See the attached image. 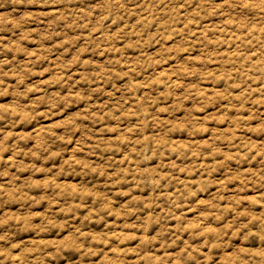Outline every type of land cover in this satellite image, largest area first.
<instances>
[{"label":"clouds","instance_id":"1","mask_svg":"<svg viewBox=\"0 0 264 264\" xmlns=\"http://www.w3.org/2000/svg\"><path fill=\"white\" fill-rule=\"evenodd\" d=\"M180 2L0 0V9H31L19 15L16 11L0 15V57H4L0 59V97L12 95L17 109L0 105V122L10 127L17 123L35 126L43 116L76 112L55 126L62 129V134H57L54 128L41 145L27 152L19 144L21 141L27 144L30 136L15 137L14 145L7 142L10 136L0 139V165L12 163L4 161L6 151H12L15 156L41 159L46 164L55 165L60 161L59 167L39 169L35 164L17 161L20 172L29 171L34 175L38 170L52 179L26 181L19 188L15 181L0 185V264H59L66 251L77 253L79 264H87L102 255L101 246L111 237L85 233L83 224L75 227L72 218L89 200L97 217L111 212L110 206L103 207L112 204L110 195L128 198L120 213L124 219L143 214L145 210L151 213L138 224L127 225L140 231V236L115 237L120 244L138 241L134 248L125 247L117 261L127 264L125 258L131 252L135 257L132 264H168L169 261L174 264H264V139H252V136L264 137V113L258 107L264 105V98L253 97V92L264 97V88L254 89L249 84V80L264 84V0H220L219 4L215 0H183L186 9L196 5L191 21L221 16L222 23L211 38L207 34L211 27L201 33L199 67L185 60L170 73L160 74L157 69L163 67L165 59L179 57L195 47L185 38L191 34L187 25L177 27L189 19L185 16L182 20L179 8L172 7ZM149 3L156 8L166 4L168 10L157 14L147 7ZM136 14L141 18L130 23ZM217 31L225 38L217 37ZM173 37H181L178 46H162ZM45 41L52 47H44ZM27 45L39 47L30 52ZM158 45L160 51L149 55V50ZM223 45H227L228 54L220 52ZM209 46L216 50L215 57L210 55ZM53 52L72 59L53 61L57 73L54 79L42 80L35 88L26 87L31 77L42 78L45 72L53 71L43 68ZM129 52L133 55L129 56ZM21 53L28 57L26 62L17 59ZM9 54L11 59L7 58ZM157 56L161 58L158 60ZM213 60L221 67L209 71L208 65ZM146 73L151 75L145 78ZM9 75L16 77L14 86L5 84ZM172 75L177 81L194 79L223 84V91L208 96L199 87L174 83ZM52 87L59 90L51 91ZM234 89H239V94H234ZM32 92L40 93L39 98L28 103ZM186 98L205 110L226 100L229 107L223 111L227 113L231 109L236 115L217 114L203 119L193 117L192 112L197 110L193 109L184 119H179ZM161 103L168 106L159 108ZM38 106L47 111L41 112ZM82 106V110L76 111ZM245 111L249 112L248 116L242 114ZM161 113L168 114V120H161ZM210 121L215 125L228 122V130L214 132L209 142L201 143L197 138L212 132L207 127ZM105 136L116 138L103 139ZM174 136H187L188 143L173 144ZM125 151L128 156L117 159ZM209 159L212 163L196 162ZM157 160L160 163L151 167ZM253 164L258 167L253 169ZM77 169L86 179L101 177L104 182L93 180L91 191H83L82 187L74 191L57 182L66 174L75 175ZM182 172L187 177L184 181L179 178ZM197 173L199 179H192ZM214 173L225 176L222 184L211 179ZM4 175L0 171V176ZM235 181H239L235 195L223 196L224 190ZM217 184L215 197L201 199V195H207ZM34 189L42 190L45 195H28ZM136 191L141 195L133 196ZM248 191L255 194L241 195ZM145 192L151 195L145 197ZM59 201H63L59 205L63 223L56 212L37 215L32 211ZM193 203H196L195 209H192ZM9 206H18L19 211H5ZM185 209L198 213L194 222L188 221ZM91 218L90 212L87 219ZM172 220L176 221L175 227L170 226ZM154 229L158 230L149 235ZM65 232L67 236L63 235ZM32 233L37 237L60 233L61 238L54 242L39 238L21 242ZM184 233L195 247L184 244L175 256L167 255L169 248L183 244ZM157 246L163 253L159 257L155 255Z\"/></svg>","mask_w":264,"mask_h":264},{"label":"rangeland","instance_id":"2","mask_svg":"<svg viewBox=\"0 0 264 264\" xmlns=\"http://www.w3.org/2000/svg\"><path fill=\"white\" fill-rule=\"evenodd\" d=\"M141 3H143V0H141ZM216 4L220 3V0H215ZM134 7H138L135 6ZM148 8H153L154 11L157 14L164 13L168 10V7L166 4H160L158 8H156L154 5L149 3L147 5ZM173 8H179L181 19L185 16L189 17L188 20H185L184 23L178 24L177 27L184 28L185 24L187 25V29L191 30V34H186L185 38L188 40V42L191 45H194L195 47L192 48L190 52H183L180 54L179 57H176L173 55L172 59H165V63L162 68L157 69V71L160 74L164 73H170V70L174 69L177 64H182L185 60H191L194 62L196 67L200 66V61L202 59L201 56V33L205 32L211 27V31H208L207 34L211 38L212 32L216 31V29L221 25L222 23V17L221 16H215V17H208L206 20H201L200 18H197L194 22L191 21V14L196 10L195 3L188 6L187 9L185 8V5L183 3V0H181L178 4H173ZM10 11H16L17 15L21 12H28L31 11V9H25V8H18L16 10L12 9H0V15H5L7 12ZM11 18V17H10ZM141 17L139 14H136L133 19H131L130 23H135L137 19H140ZM220 31H223V29H220ZM220 31L216 32L217 37H220L221 39H224L225 37L220 36ZM187 33V30H186ZM4 35H8V33H5ZM59 43V41H57ZM181 43V37H173L171 38L166 44H163V47L167 48H173L178 46ZM187 47V45H185ZM27 47L30 48V52H35L36 48L39 47V45H27ZM44 47H52L51 44H49L47 41L44 42ZM160 51V46H155L151 48L148 52L149 55H152L153 53H158ZM220 52L222 54H228L229 49L227 45L221 46ZM209 53L212 57H215L217 55V52L214 48L209 46ZM74 55V53H73ZM129 56H132L133 53L129 52ZM8 59H11V54L7 56ZM36 58V57H34ZM161 57L157 56V59L159 60ZM226 58V55H225ZM0 59H4V57H0ZM17 59L20 60L22 63L26 62L28 60V57L23 55L22 53L17 56ZM72 56L64 55L61 56L58 52H53L48 55V59L44 62L43 68L48 69L52 68L53 71L51 72H45L44 77H31L26 82V87L28 88H35L37 84H40L42 80H51L54 79L57 76L56 71L54 70L56 65L53 63V61H59V60H66L71 61ZM256 61V57L253 56V62ZM220 64L218 61L213 60L208 65L209 71H216L218 68H220ZM37 70H41L38 68ZM5 71H8V68H5ZM151 75V73H146L145 78L147 76ZM218 75H223V72H218ZM154 79L156 77H153ZM74 79H79V76H74ZM172 79L174 83H178L180 85H187L189 88H197L199 87L201 90L207 93L208 96H212L215 93H221L223 91V84L221 85H213L211 81H197L194 79H187V80H181L177 81L175 79V76L172 75ZM127 81L125 80V83ZM138 83L140 81H137ZM232 80H229V83H231ZM5 84L9 86H14L16 84V77L14 75H9L5 78ZM249 84L255 89L257 87L264 88V84H257L253 83L252 80H249ZM24 87H21L20 91H23ZM59 89L56 87H52L51 91H58ZM111 90V89H109ZM9 91H12V88H9ZM161 91H163V86L161 85ZM234 94H239V89L232 90ZM40 93L38 92H32L29 93L30 99L28 100V103H32V101L39 98ZM119 95V94H118ZM143 95V93L141 94ZM253 97L255 99H261L264 97H261L259 93L253 92ZM8 105L13 110H17L15 108V101L13 99L12 95H6L3 97H0V105ZM167 104L161 103L159 105V108H165L167 107ZM40 111L44 112L47 111L46 108L40 107ZM228 102L226 100L220 101L218 106L213 108L209 107L208 109L201 108L198 104L194 103L192 99L186 98L184 101L183 109L179 112L178 117L179 119H184L187 115V112L193 109H197L196 111L192 112L193 117H201L203 119H207L208 116L211 115H228V116H235L236 112L234 110L229 109L227 113H225L223 110L225 108H228ZM251 107V105H249ZM259 111L264 113V105L258 106ZM81 109L76 110L80 111ZM255 110V109H253ZM76 112H68L64 115H54L52 117L43 116L41 117V122L36 124L35 126H29L27 124H20L17 123L14 127H10L8 124L0 122V139H3L4 136H10L9 140L7 141L9 144H16L15 137L20 136H30L31 139L27 141V144H25L23 141L20 142L19 147L27 152L28 150L34 149L41 145L44 140L47 138L48 135L51 134L52 130L55 128L56 125L60 124L63 120L69 119L72 115H75ZM244 116H248L249 112L245 111L242 113ZM161 120H168V114L161 113L160 117ZM257 121H253V124H256ZM207 127L212 129V132L204 135L203 137H198L197 140L201 143H207L212 139V134L214 132L220 131L224 132L228 130V122H225L221 125H215L211 121L208 123ZM55 131L57 134H62V129L55 128ZM151 133H149L150 135ZM122 135V134H121ZM238 135H244L243 133H238ZM251 135V134H249ZM103 139H112L116 138L115 136H105L102 137ZM76 139H79V136L76 137ZM253 140L257 139H264V137H256L252 136ZM177 141H179L181 144H187L188 138L187 136H174L172 137V143L176 144ZM74 146V145H73ZM195 151V150H194ZM128 156V152L125 151L122 156H117V159H123L124 157ZM4 161L5 162H12L11 164L5 163L3 165H0V171H4L5 175L0 176V185H9L12 181H15V185L17 188L21 187L26 181L32 182V181H39V180H45V179H52L51 176H46L44 173H41L40 171H36V173L33 175L29 171L20 172L18 169V166L16 164L17 161H22L24 165H31L35 164L37 169L44 167H59L60 161L57 160L55 165L52 164H46L41 159H36L34 157H28V156H15L12 151H6L3 153ZM197 163H212V161L209 159L207 161H196ZM160 163L159 160L155 162V164L150 165L151 167H156ZM165 163H169V161L165 160ZM179 163V161H177ZM188 165H185L187 167ZM253 169L257 168L258 165L253 164ZM247 170V166H245V169ZM180 180L184 181L187 179V177L183 174V172L180 174ZM230 179V177H228ZM192 179H199V174H195ZM213 181H217L218 184H222L224 182L225 176L219 173H214L211 177ZM93 180L95 183H103L104 180L101 177H89L85 178L84 176L80 175V170H76L75 175L66 174L65 176H61L59 180L57 181L62 187H68L70 186L72 190H77L78 188L82 187L83 191H91L93 188ZM218 184L217 186H214L210 189L209 193L207 195H201V199H211L216 196L217 190H218ZM239 187V181H235L228 185L227 189L224 190L223 196L228 197L231 195H235V189ZM99 194V193H97ZM255 193L252 191H248L247 193H241V195H254ZM28 195L36 196V197H42L44 196V192L42 190H36L29 192ZM141 195L140 192L136 191L133 192V196ZM145 197H148L151 195V193L145 192L143 193ZM109 199L112 201L111 205H103V207H111L112 211L108 212L107 214H101L99 217L95 215V208L91 205V200H89L88 203H86L83 207L79 208L77 211L76 217H73L74 219L75 227H80L81 224H83V231L85 233H91L93 236H103L104 234H107L108 237H111V239L107 240L104 245H102L103 254L99 255L97 257L92 258L87 262V264H101L103 261L104 264H112L113 261H116V264H124L123 261H117V256L120 255L122 250L127 247L129 249L134 248L136 243L138 241H128L125 244H120L115 237L117 235H134V236H140L142 233L138 231L136 228H129L127 225H136L140 221L144 219L146 215H150L151 213L148 210H145L143 214H138L131 216L127 219H124L120 213L121 209H123L124 205L127 204L128 198H120V197H113L112 195L109 196ZM222 203H226L225 200L221 201ZM63 201L59 202H53L51 205L45 204L42 207L33 208L32 211L37 215H43L44 213H47L48 211L56 212L58 214V219L61 223L64 222V216L63 214H60V208L59 205L62 204ZM78 203V202H77ZM196 203H199L198 201ZM196 203L192 204V209L196 208ZM5 211L8 212H18L19 208L18 206H9L5 209ZM160 211L159 208L156 209V212L158 213ZM187 214V219L189 222H194L196 215L198 214L194 210L185 209ZM92 213V218L89 220L87 217L89 216V213ZM176 221L172 220L170 221V226L175 227ZM158 229L150 230L149 235H154L155 231ZM64 236H67L68 233H64ZM41 239V240H47V241H57L61 238L60 233H56L54 235H47V234H41L39 237L35 233L26 235L22 239V243L26 241H31L34 239ZM191 243L193 247H195V243L193 241H190L188 239V234L184 233L183 235V244L179 248H169L167 251V255L169 256H175L179 251L182 250L184 244ZM161 254H163L159 250V246H157V250L155 252V255L159 257ZM127 261V264H132V261L135 260V257L131 252H129L128 256L125 258ZM51 264H56V262H51ZM59 264H79V255L75 252L66 251L64 253L63 258L59 260ZM168 264H174V262L169 261Z\"/></svg>","mask_w":264,"mask_h":264}]
</instances>
